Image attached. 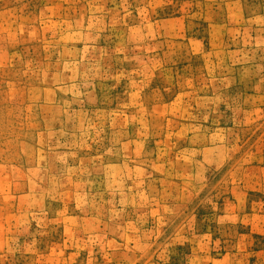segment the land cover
<instances>
[{
	"label": "rangeland",
	"instance_id": "rangeland-1",
	"mask_svg": "<svg viewBox=\"0 0 264 264\" xmlns=\"http://www.w3.org/2000/svg\"><path fill=\"white\" fill-rule=\"evenodd\" d=\"M0 264H264V0H0Z\"/></svg>",
	"mask_w": 264,
	"mask_h": 264
}]
</instances>
